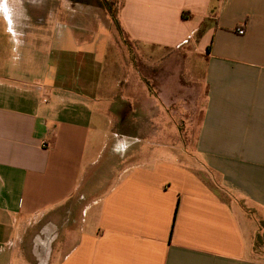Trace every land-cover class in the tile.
Instances as JSON below:
<instances>
[{
  "label": "crops",
  "instance_id": "crops-1",
  "mask_svg": "<svg viewBox=\"0 0 264 264\" xmlns=\"http://www.w3.org/2000/svg\"><path fill=\"white\" fill-rule=\"evenodd\" d=\"M107 1L0 0V264H264V0Z\"/></svg>",
  "mask_w": 264,
  "mask_h": 264
},
{
  "label": "rangeland",
  "instance_id": "rangeland-1",
  "mask_svg": "<svg viewBox=\"0 0 264 264\" xmlns=\"http://www.w3.org/2000/svg\"><path fill=\"white\" fill-rule=\"evenodd\" d=\"M25 5L27 8L29 7L28 4H24V5L22 4L21 7L23 10H24ZM115 7H116L115 5L111 4L110 5V8H111L110 12L115 11ZM1 23H2V19H0V27L3 28V25H1ZM2 28H0V29L2 30ZM7 37H8L7 33L0 32V49H1V47L3 48V51L0 54V63H2V65H6V66H8V64H11V65H13V64L16 65L17 63L19 64L21 61L20 55H19V50L17 49L18 51H13L12 53L8 52V49H10L11 44H9L7 42ZM125 38H126V36H125V34H123L122 38L120 37L118 39V41H116L117 62L115 63V61L113 60V57L112 58L108 57V61H107L109 64V62L113 60V62H110L109 67L111 68V66H115L112 68V70L115 72V74L122 75L123 78H125V80L128 81V83L126 82L125 84H124V82H122L124 87L122 88V90L120 92L126 91V94H130L134 88V85H135V83L131 82V81H133V78H138V77L140 78L141 75L144 77H147L148 75H152L151 73H156V74L158 73V77H160V75H161L160 72L163 71V69H165L167 66L165 64V61H167V60L175 61L176 62L175 65H177L179 60L183 58L182 57L183 53L180 50H178L176 52H172V51L168 52L167 50L165 51V50H159V49L157 50L156 49V50H150V53H151L150 56H142L141 51L137 49L139 47L132 46V45H129V46L125 45V43L128 42ZM111 46L112 45L110 43V46L108 47V53L113 51V49H114ZM119 50H120V52H119ZM118 53H121V58H122L121 62L118 59V58H120V56L118 57ZM10 55H12L13 57H12V59L9 60ZM146 57L149 58V62H154L153 63L154 65H151L149 67L146 66L145 60L148 59ZM189 57L191 58V60H192V58L194 60V57L191 56L190 53H189ZM183 59H185V58H183ZM188 61L189 60H187V62ZM110 68H108V70ZM198 68L197 67L193 68L190 75L198 76L199 75V72H198L199 69ZM174 73L175 72L173 71V74ZM161 79L162 78H155V79L153 78V83H151V87H153V86L156 87V85L159 84ZM187 79L188 80L192 79V80L196 81V79H194V78H187ZM144 82L146 83L145 79L140 80V84H142V87H145ZM187 82H190V81H187ZM189 87H191V86H189ZM196 88H198V87H196ZM196 88H195V85H193L191 89L195 90ZM198 89L200 90V93H201L202 89L201 88H198ZM63 217L65 218L66 216H63ZM255 228H256L257 232H255V235L253 236V241L257 246H259L258 249H263L264 248V225L260 221H257L255 224Z\"/></svg>",
  "mask_w": 264,
  "mask_h": 264
},
{
  "label": "trees",
  "instance_id": "trees-1",
  "mask_svg": "<svg viewBox=\"0 0 264 264\" xmlns=\"http://www.w3.org/2000/svg\"><path fill=\"white\" fill-rule=\"evenodd\" d=\"M101 3H102V5L105 7V8H107L109 11H110V4L108 3V1L107 0H101ZM188 15V13H186V12H182L181 13V16L182 17H185V16H187ZM114 17V16H113ZM115 20V25H116V27H117V29L121 32V29H120V27H119V25H118V23H117V21H116V19H114Z\"/></svg>",
  "mask_w": 264,
  "mask_h": 264
},
{
  "label": "built area",
  "instance_id": "built-area-1",
  "mask_svg": "<svg viewBox=\"0 0 264 264\" xmlns=\"http://www.w3.org/2000/svg\"><path fill=\"white\" fill-rule=\"evenodd\" d=\"M235 31L237 34H243L244 33V29L242 26H238L235 28Z\"/></svg>",
  "mask_w": 264,
  "mask_h": 264
}]
</instances>
